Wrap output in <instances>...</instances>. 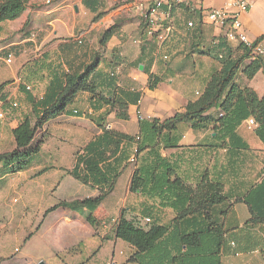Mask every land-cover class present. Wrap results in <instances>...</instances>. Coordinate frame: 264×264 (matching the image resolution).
I'll use <instances>...</instances> for the list:
<instances>
[{"label":"crops","instance_id":"1","mask_svg":"<svg viewBox=\"0 0 264 264\" xmlns=\"http://www.w3.org/2000/svg\"><path fill=\"white\" fill-rule=\"evenodd\" d=\"M139 1L148 0H29L17 18L0 22V110L7 112L0 119V153L15 148L13 129L25 117L35 121L33 101L47 91L54 75L76 71L95 55L99 60L92 74L96 93L126 102L128 114L127 119L117 118L116 106L94 102L91 92L78 91L63 112L36 132L32 143L38 138L42 142L27 168L10 173L0 165V181L8 184L9 177H21L10 179L8 184V190L17 193L12 202H20L18 208L5 209L0 189V204L5 209L3 218L0 215V229L17 217L15 234L0 236L1 246L7 240L15 243L2 252L0 264H47L53 256H61V264H148L147 259H136L135 248L128 242L124 245L114 234L122 210L125 218L145 230L153 225L151 220L145 221L148 216L140 213L142 203L151 201L129 191L135 169L134 162L129 161L132 151L128 150V160L124 159L119 167L118 175L125 174V178L116 206L118 212L108 215L106 210H112L117 199L115 182L96 205L72 203L99 195L96 186L84 184L70 174L76 156L105 129L134 135L139 131V117L164 119L183 110L203 92L211 74L221 68V42L230 47L232 55H240L241 51L238 42L226 40L225 28L203 19L209 9L223 7L226 0H169L157 13L159 21L153 34L148 33L144 13L136 7ZM247 2L249 8L239 14V19L248 38L256 40L264 34V0ZM106 30L110 36L101 44ZM150 74L160 79L154 89L148 87ZM109 76L114 78V87L107 85ZM235 80L259 96L264 94L263 68L252 78L240 71ZM192 83L199 85L192 87ZM134 92L138 97H133ZM12 102L17 106L12 107ZM244 126L257 133L258 129L247 119L237 127L247 149L214 147L219 143L213 138L214 132L194 130L187 122L177 126L179 146L161 149L164 156L178 163V174L188 182L197 183L201 173L206 172L223 184L228 199L214 212L226 230L218 264H264V142L258 137L252 139L253 144L249 142ZM116 155L106 161L112 162ZM47 175L48 189L38 186L37 179ZM47 190V212L35 226L36 218H25L22 213L35 206L38 196ZM110 196L113 198L108 200ZM245 198L253 202L254 214L242 200ZM54 205L60 213L52 220L67 230L63 237L42 234L45 219L48 217L50 222L54 213L48 209ZM252 215L255 220L250 221ZM174 216L171 208H164L158 221L167 224ZM111 245L125 248V255H116L114 249L108 255L106 250Z\"/></svg>","mask_w":264,"mask_h":264},{"label":"trees","instance_id":"2","mask_svg":"<svg viewBox=\"0 0 264 264\" xmlns=\"http://www.w3.org/2000/svg\"><path fill=\"white\" fill-rule=\"evenodd\" d=\"M28 1L0 0V22L17 18ZM109 36L110 31L106 30L100 43H105ZM262 39L264 34L256 40ZM221 45L224 47L221 68L211 74L203 92L195 100L164 119L139 117V131L134 135L105 129L84 146L82 153L77 154L76 164L70 171L80 182L96 186L99 190L95 198L72 203L91 202L96 205L112 189L122 161L128 160V150H135V169L129 191L151 201L142 203L140 213L148 216L153 225L145 230L125 218L122 211L114 234L135 248L133 256L140 262L147 259L148 264H218L224 251L226 230L214 217L215 207L228 199L223 184L210 178L206 172L201 173L197 183L188 182L178 174V163L161 152V149L179 146L181 135L177 133V126L180 122L189 123L194 130L214 132L213 138L219 142L214 147L227 145L228 148L247 149L236 129L252 117L264 142V94L259 96L252 88L241 86L235 80L240 71L246 78H252L262 68L264 73V57L253 56L251 50L241 43L237 47L240 55H232L225 42ZM246 59L248 61L242 67ZM98 63L95 55L76 71L54 75L47 91L33 101L35 121L32 123L29 117H25L13 129L16 146L10 152L0 153L1 167L10 173L27 168L30 158L40 149L41 140L32 143L36 132L49 119L63 112L78 91L91 92L94 102H103L111 108L116 106V117L128 118L126 102L119 103L115 96L96 93L92 74ZM159 81V77L150 74L149 89L156 88ZM107 85L114 87V78L110 77ZM132 95L138 97L137 92ZM115 154L118 155L112 162L106 161ZM242 200L254 214L251 199ZM164 208H171L175 213L167 224L158 221V214ZM259 218L262 220L263 217ZM253 220L252 215L250 221Z\"/></svg>","mask_w":264,"mask_h":264},{"label":"rangeland","instance_id":"3","mask_svg":"<svg viewBox=\"0 0 264 264\" xmlns=\"http://www.w3.org/2000/svg\"><path fill=\"white\" fill-rule=\"evenodd\" d=\"M198 85H199L198 83H192L191 84L192 87H198ZM245 128H246V126H244L242 128V130L246 131L245 133L248 136L247 138H248L249 142H251L253 144L254 142H252V139L255 140V137H258L260 140H262L260 134L257 133L255 131V129L250 130V129H245ZM251 134H253L254 137L251 136ZM40 136L43 138V135H40ZM37 140H41V138H38ZM124 178H125V174H123V176L118 175L116 177V181L114 184V187H115L114 198H117V199L114 202V206H113L112 210H106L107 215L110 214V212H112L113 214L114 213L116 214L118 212V208H116V206L118 207V205H119V199L118 198H120L119 195L121 194V191L123 189ZM10 179H13V180L14 179H21V177H18V176L9 177L7 179L8 184H9ZM5 181L6 180L0 181V189L3 191V196H4L3 202L5 204V209H8V210L16 209L20 205V202L14 203V202H12V199L17 197V193L15 192V190H8V184H6ZM37 185L38 186H41V185L45 186L48 189V175L38 178L37 179ZM38 198H39V200L36 202L35 206L29 207L27 210H25L22 213L23 217H25V218H36L35 226H37L38 224H40L43 221V219L45 217V211L47 212L46 208H48V190L43 195H39ZM111 198H113V196H110V198H108V200H110ZM5 209H4V206L2 204H0L1 218H3L2 216L4 214ZM52 211H54V213L50 217V219H51L50 222H48V217L45 219V222H44V225L42 228V234L47 236V237L50 234L51 238L55 237V236H62L63 237L65 234H67V230L64 227H62L60 224H57V223L53 222V220H52L59 215L60 209H53ZM6 218L8 219L9 215H7ZM16 221H17V217H15L14 221L11 222L9 226H6L5 229H0V236H5V235L13 236L16 232L15 227H14L16 224ZM48 228H49V232H48ZM119 241H121V243H123L124 245H125V243H127L121 239ZM10 244H11V242H8V240H7V242H5L4 245H2V246L0 245L1 246L0 247V256H1L2 252H7V250L10 248L9 247ZM14 244L15 243L12 242V244H11L12 247L14 246ZM83 247H85V245ZM83 247L81 249L83 251H85L86 248H83ZM112 249L115 250L116 255H120V256L123 255L124 256L126 253L125 248H123L121 246H116L113 248L112 245L106 250V253L108 255H110ZM120 251L122 252V254H119ZM61 259H62L61 256L60 257L59 256H53L47 260V264H61L62 263ZM40 261H43V259H41Z\"/></svg>","mask_w":264,"mask_h":264},{"label":"built area","instance_id":"4","mask_svg":"<svg viewBox=\"0 0 264 264\" xmlns=\"http://www.w3.org/2000/svg\"><path fill=\"white\" fill-rule=\"evenodd\" d=\"M169 0H148L139 1L136 7L144 13V18L149 34H153L158 25L159 17L157 15L158 11L162 6ZM249 8V3L247 0H226L223 7L209 9L204 15L203 19L209 21L210 23L225 28L224 36L228 41H236L243 44L251 50L253 56H263L264 57V39L262 40H251L248 38L247 34L241 27V21L239 19V14L241 12L247 11ZM188 26H192V22H188ZM167 58V56H165ZM10 61V57L7 58ZM27 90L31 89L30 85L26 86ZM140 102V100H138ZM12 107L17 106V102H12ZM6 111L0 110V119L6 117ZM249 125H256L252 117L248 118ZM135 150H132V154L129 157L130 162H134ZM145 221L150 222L149 218ZM17 250V249H16Z\"/></svg>","mask_w":264,"mask_h":264}]
</instances>
